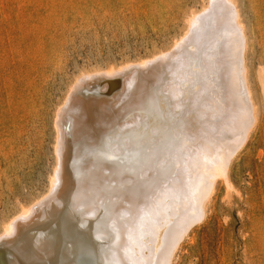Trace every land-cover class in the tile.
Masks as SVG:
<instances>
[{"label": "rangeland", "instance_id": "1", "mask_svg": "<svg viewBox=\"0 0 264 264\" xmlns=\"http://www.w3.org/2000/svg\"><path fill=\"white\" fill-rule=\"evenodd\" d=\"M234 1L246 30L240 34L245 47L242 45L241 49L237 46L233 49L238 57L235 75L238 79L242 78L240 75L243 64L248 69L253 101L258 108V120L242 149L237 141H223L225 138L218 134L222 141L207 144L205 151L210 156L214 154V160L216 159L214 168L218 166V169H223L220 166L225 164V169L228 170H225V177L231 182V188L227 189L223 179L218 180L213 201L209 203V214L205 220L193 225L174 264H264V0ZM209 2L210 0H0V233L4 225L23 208L30 207L38 198L42 199L48 194L50 177L57 161L54 150L55 137L57 138L55 119L58 108L67 101L76 77L86 73L92 75L98 70L117 71L127 64H136L168 53L186 31L190 14L202 13ZM244 35H248L247 38ZM234 41L237 42V38ZM219 56L218 52L212 54V62H220ZM180 69L182 70H178V75L181 77L176 80L184 88V97H191L196 88L189 86L190 74L186 72V68ZM195 69L196 61L192 66L193 77L196 78ZM218 71L219 69L215 74L220 75L221 72ZM184 76L185 79L182 78ZM114 85L109 91H105V85L103 87L98 84L94 89L80 92L82 95L114 97L124 88L123 77H119ZM174 91L175 88L170 92ZM176 94L181 95V92ZM154 99L156 102L160 101L158 96ZM170 101L173 102L164 99L159 103L164 107ZM245 102L247 104L246 100ZM162 110L164 114L167 112L165 107L157 108V112ZM154 122L168 131V126L165 127L164 124H172L168 118L166 122L162 119ZM137 127L140 128L112 133L102 140L99 147L90 149L87 156L74 158L72 168L75 180L70 191L64 193L66 206L53 210L48 220L39 222L42 227L48 225L53 228L66 246H84L92 238L98 240L106 264L111 258L112 262L118 263L116 246L114 243L108 245L107 238L97 239L91 229L96 227L97 230H103L109 227L110 221L112 228L119 232L113 223L118 216L112 220L111 215L117 208L114 204L118 201L119 188H128L120 179L122 169L134 166V162L126 161L127 154L134 149L133 146H127V138L131 136L135 144L141 143L150 151L143 140L149 136L150 129ZM224 142H230L226 146L227 150ZM119 145L124 151L116 152L113 149V146ZM230 147L231 150H228ZM98 149L103 150L106 155L112 154L114 159L109 162L114 173L110 172L109 177H117L118 182L101 179L96 174L98 170H102L103 162ZM209 150L213 151L209 153ZM222 151L230 154V164L224 162L228 158ZM218 155L222 156L218 158ZM89 158L97 161L95 167L87 166L86 159ZM158 162L151 164L156 165ZM147 167L153 171L150 163H147ZM142 171L143 164L138 165V173ZM146 177L144 174V178ZM74 183L76 184L73 185ZM75 192L87 198L88 206L101 205V217L93 221L80 212L73 198ZM167 207V212L172 214L173 207L169 203ZM33 229L32 226L28 227L26 232ZM53 237V234H43L39 237L41 241L38 245H48ZM123 237L124 233L119 232L117 241L122 242ZM21 247L23 245L18 248ZM18 248L9 250L16 254ZM56 253L48 259L43 258V263L39 264H77L74 260L77 255L72 257L67 248L64 247L63 254ZM85 254L83 252L82 255ZM65 255L69 256L67 261H63ZM24 262L32 263L23 261V264Z\"/></svg>", "mask_w": 264, "mask_h": 264}, {"label": "bare ground", "instance_id": "2", "mask_svg": "<svg viewBox=\"0 0 264 264\" xmlns=\"http://www.w3.org/2000/svg\"><path fill=\"white\" fill-rule=\"evenodd\" d=\"M202 11L200 14H190L186 31L168 53L136 64H127L116 69L117 71L98 70L92 75L86 73L87 75L76 77L67 101L58 108L55 119L57 138L55 137L54 150L57 161L50 177L48 194L42 199L38 198L30 207L23 208L4 225L0 233V264H23V261L43 263V258L48 259L56 252L63 254L64 247L72 257L77 255L74 259L77 264H106L98 240L92 238L84 246H66L53 228L48 225L42 227L39 222L48 220L53 210L66 206L64 193L70 191L75 180L72 168L74 158L87 156L89 150L99 147L106 136L138 128L137 126L150 129L149 136L143 138L150 151L141 143L135 144L131 136H127V146H133L134 149L127 154L126 161L134 162V166L122 169L120 179L128 188H119L118 201L114 204L117 208L111 215L112 220L118 216L113 223L119 232L124 233L122 242L117 241L119 232L112 228L110 221L109 227L103 230H97L96 227L91 230L97 239L107 238L108 245L114 243L116 246L119 261L114 263L111 258L107 264L176 263L177 253L190 236L193 225L205 220L209 214V203L213 201L218 180L223 179L227 189L231 188V182L225 177V164L220 166L223 169H218V166L214 168L216 159L214 160V154L210 156L205 151L207 144H217L221 140L219 136L225 138L223 141H237L242 149L258 120V108L253 101L248 69L243 64L241 79H238L234 70L238 57L233 49L236 46L241 49L243 42L240 34L245 30L236 2L210 0L209 6ZM236 38L237 42L234 41ZM216 52L220 54V62H212L211 56ZM194 61L196 78L192 72ZM183 67L190 74L189 80L187 79L189 86L196 88L191 97H184V88L176 80L181 77L178 70ZM217 69L221 72L220 75L215 74ZM119 77L124 79V88L117 95L114 93V97L82 95L80 92L94 89L98 84L103 87L105 85V91H109ZM182 78L185 79L186 76ZM173 88L175 91L171 93ZM178 92L181 95H177ZM155 96L160 101H173L165 103V114L163 110L157 112V108L164 107H161L160 101H155ZM167 118L172 124H163L168 126L169 131L158 127L154 122L161 119L166 122ZM225 142L222 144L226 147L230 142ZM113 149L116 152L124 151L120 145L113 146ZM98 152L103 162L102 170H98L96 174L101 179L118 182L117 177H109L114 173L109 162L114 159L112 154L106 155L99 149ZM219 155L218 158L222 156ZM228 156L230 154H227L228 160L224 162L230 164ZM86 160L88 167L97 165L93 158ZM155 161L160 163L152 165ZM147 163H150L154 173L148 169ZM141 164L144 171L139 174L138 165ZM86 186L91 188L90 185ZM73 198L85 216L93 221L101 217V205L88 206L87 198L79 192H75ZM168 203L173 207L172 214L166 210ZM31 226L34 229L26 232ZM24 232L26 233L23 235ZM46 233L53 234L54 237L49 240L48 245L39 246V237ZM20 245L23 248L19 249ZM14 247L18 248L16 254L9 250ZM83 252H86L85 256L82 255ZM68 258L65 255L63 261Z\"/></svg>", "mask_w": 264, "mask_h": 264}]
</instances>
